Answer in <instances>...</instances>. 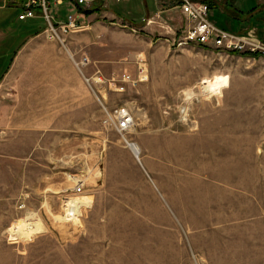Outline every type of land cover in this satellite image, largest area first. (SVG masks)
I'll return each instance as SVG.
<instances>
[{
	"label": "rangeland",
	"instance_id": "374dc122",
	"mask_svg": "<svg viewBox=\"0 0 264 264\" xmlns=\"http://www.w3.org/2000/svg\"><path fill=\"white\" fill-rule=\"evenodd\" d=\"M65 1L49 0L53 17L80 13ZM158 1L81 4L105 17L77 20L67 49L41 33L56 43L44 48L47 69L61 65L65 82L30 122L0 121V264H264V58L178 46L184 18ZM216 12L211 21L226 20ZM96 19L100 33L82 41ZM16 20L31 34L46 25ZM95 39L104 61L85 52ZM124 73L135 81L119 91ZM84 77L102 78L98 98ZM120 108L126 130L114 123Z\"/></svg>",
	"mask_w": 264,
	"mask_h": 264
},
{
	"label": "crops",
	"instance_id": "0c3cea01",
	"mask_svg": "<svg viewBox=\"0 0 264 264\" xmlns=\"http://www.w3.org/2000/svg\"><path fill=\"white\" fill-rule=\"evenodd\" d=\"M54 1L57 5L59 4L63 5L65 3L70 2V1L66 2L65 0H59L60 2H56V0ZM156 1L158 6L162 5L158 0ZM217 1H222V0H217ZM240 2L241 1H235L233 5L240 8V4H239ZM260 2L264 3V0H256L257 4H259ZM236 4H239V6H237ZM175 7L176 6H171L168 9H166V11ZM6 9H11L12 11H9V13L6 14L7 18L5 20L4 25H2L7 27L8 30H6L5 32H0V92L6 91L7 94L11 95V98L10 100H8L7 98L3 100L0 99V121L10 120L11 122H18V121L30 122L31 120L30 117L33 115L37 116L38 113V111H36L31 114V109L36 107L38 109L40 108L38 106L44 104L45 102L44 98L45 99L47 98V93H45L46 90H51V91L54 90V92L57 91L56 93L57 96H59V98L61 97L60 95H61L62 82L63 81L65 82L64 78H62L64 73L61 65L58 66L57 72L51 69L48 70L47 69L48 67L46 66V55L48 54L44 51V48H46L47 46L49 47L54 46L53 43H55L56 41L53 42L50 40H45L42 37H40L43 31L34 32L31 34L28 28L25 27L23 23H21V21L16 20V13L14 12L15 10L13 9V7L8 6V8ZM0 10H4V9H0ZM100 14L103 15L102 12H99V13H92L91 15L78 13L73 16H75L76 19L81 22L84 21L85 19L87 20V19H92L93 17H98ZM112 16L115 17V15L113 14ZM262 16H260V18ZM54 17L56 21L60 20L58 18L59 15H55ZM1 19L2 18L0 15V21ZM80 19H84V20H80ZM96 20H97L96 22H94L92 25L89 26L91 30L82 35L81 39H84L82 41L86 42L87 39L89 41L91 38L97 36L100 33L99 30L100 20L98 19ZM261 20H260L261 22H257V23H251L249 22L250 20L247 22H243L246 25L245 26L241 25L240 28L243 29V26L250 28L253 27L257 28V26L258 27L261 26L262 30L264 31V18H261ZM230 22L232 23L233 20H229V23ZM95 42L96 39L93 40L90 44H87V47L85 46V52L87 53L88 56L90 54L92 60L104 61L103 57L99 59L95 55L97 51H95L94 48L97 47L99 48V46L94 44ZM82 43L84 44V42ZM65 48L67 49V47ZM100 48L103 49V47ZM108 56L109 55H107V57ZM48 58L50 57L48 56ZM59 61H61V59H59ZM3 64L4 67H2ZM98 72L99 69L95 72V74H98ZM47 74H51V75L55 74L56 77L54 79L53 78L50 79L47 78L46 76ZM56 94L54 93V95ZM18 115H20V117L26 116L27 118H18L17 117ZM3 187L4 189H7L5 185H3Z\"/></svg>",
	"mask_w": 264,
	"mask_h": 264
},
{
	"label": "built area",
	"instance_id": "2783aa9c",
	"mask_svg": "<svg viewBox=\"0 0 264 264\" xmlns=\"http://www.w3.org/2000/svg\"><path fill=\"white\" fill-rule=\"evenodd\" d=\"M0 8L5 6H13L21 11L17 14L18 20H26L35 18L39 14L46 22L45 32L50 37L59 42L60 45H65L66 36L79 30L80 24L71 16L68 15L65 20L55 21L49 12V0H0ZM60 2L59 0H56ZM77 4H85L89 0H73ZM177 7L184 18L180 26V34L176 40L178 46H186L189 44L202 45L209 48H216L223 52H237L250 55H257L264 58V40L257 37L254 30H248L243 34H236L230 31L223 30L217 27L209 19V9L205 2L200 0H178ZM39 12V13H37ZM88 63V58L83 56L78 62H75L77 67H83ZM143 64L139 63L136 74L138 79L144 72ZM94 79V78H93ZM92 79V80H93ZM85 81L95 93L90 78H85ZM95 82H103L102 78H98ZM117 89L122 91L124 83L134 82L135 79L130 74H123L120 78ZM96 95V94H95ZM118 116L115 117L114 123L118 130H126L130 126L129 113L120 108L117 110ZM125 140V139H124ZM126 141V140H125ZM76 179V178H75ZM82 183L75 182V188L78 192L82 189Z\"/></svg>",
	"mask_w": 264,
	"mask_h": 264
},
{
	"label": "trees",
	"instance_id": "16d2710c",
	"mask_svg": "<svg viewBox=\"0 0 264 264\" xmlns=\"http://www.w3.org/2000/svg\"><path fill=\"white\" fill-rule=\"evenodd\" d=\"M205 3H207L208 8L210 11H219L221 15L224 16L226 19L225 21L221 20L222 23L217 24L214 22L218 27L224 29V30H229L235 33H242L245 30H242L240 27L243 22H251V23H257L261 22V18H264V3H259L255 4L253 7L248 8L247 10H241L240 8L236 7L233 5L234 0H222V1H217V0H201ZM78 11L80 13H83L85 15H90L92 13H99L101 8H99L97 5H93L92 7L89 8H80V6L77 5ZM15 13L18 14L21 10L20 9H14ZM217 13V12H216ZM218 14V13H217ZM263 15V16H262ZM17 16V15H16ZM260 16H262L260 18ZM229 20H233V24H239L237 29L235 27H232V24L229 23ZM261 20V21H260ZM227 22V24L230 26H225L223 23ZM242 30V31H241ZM245 55V54H243Z\"/></svg>",
	"mask_w": 264,
	"mask_h": 264
},
{
	"label": "bare ground",
	"instance_id": "6f19581e",
	"mask_svg": "<svg viewBox=\"0 0 264 264\" xmlns=\"http://www.w3.org/2000/svg\"><path fill=\"white\" fill-rule=\"evenodd\" d=\"M190 98V97H189ZM131 148L133 149V151L136 153L137 152V147L134 145H131Z\"/></svg>",
	"mask_w": 264,
	"mask_h": 264
}]
</instances>
